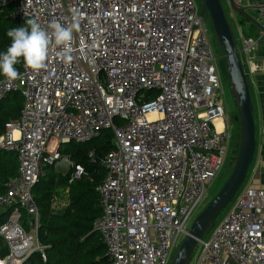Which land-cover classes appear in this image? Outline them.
<instances>
[{
	"label": "built area",
	"instance_id": "1",
	"mask_svg": "<svg viewBox=\"0 0 264 264\" xmlns=\"http://www.w3.org/2000/svg\"><path fill=\"white\" fill-rule=\"evenodd\" d=\"M257 13L264 33V0H235ZM42 27L71 26L72 61L57 48L39 73L0 77V101L24 98L21 116L0 135V151L18 155V170L0 195V238L9 254L0 264H23L42 253L40 213L33 196L48 165H67L70 182L89 175L60 153L105 130L114 148L100 159L102 208L94 223L112 264H170L189 233L196 208L232 152L234 124L211 24L196 0H0V10ZM251 85L261 69L257 40L238 29ZM249 82V81H248ZM249 83V86H251ZM154 115V119L149 117ZM88 159L96 163L94 151ZM31 223L28 230L23 214ZM194 264H264V190L244 186L217 227L197 245Z\"/></svg>",
	"mask_w": 264,
	"mask_h": 264
},
{
	"label": "trees",
	"instance_id": "2",
	"mask_svg": "<svg viewBox=\"0 0 264 264\" xmlns=\"http://www.w3.org/2000/svg\"><path fill=\"white\" fill-rule=\"evenodd\" d=\"M10 12L11 8L0 10V53H4L11 44L7 32L10 29L27 26L28 19L22 23L18 22L9 17ZM241 22L250 23L249 19L243 16ZM250 24L256 28L255 24ZM22 66L21 59L16 65L17 70ZM220 67L225 78L221 60ZM2 76L0 74V77ZM23 106L24 98L20 92L10 93L0 101V135L5 132V126L9 121L20 118ZM113 136L111 130H105L99 138L90 142L84 144L71 142L60 147L62 155L68 156L77 164H82L88 171L89 175L81 180L70 182V172L60 173L55 165H48L45 168L33 188V196L40 213L38 240L45 247L46 259H43L42 253L36 252L23 264H112L108 248L101 233L94 229V223L102 213L97 188L105 176V169L100 159L114 148ZM234 141L233 131V145ZM91 151L96 155L97 161L94 164L88 159ZM18 166L16 152L0 151V195L7 191L8 183L16 176ZM247 176L240 190L246 185ZM225 211L204 237L209 236L217 227ZM10 213L11 211L0 216V224L7 220ZM23 224L28 230L31 229L30 220L25 213ZM8 254L9 248L0 238V256L5 257Z\"/></svg>",
	"mask_w": 264,
	"mask_h": 264
},
{
	"label": "water",
	"instance_id": "3",
	"mask_svg": "<svg viewBox=\"0 0 264 264\" xmlns=\"http://www.w3.org/2000/svg\"><path fill=\"white\" fill-rule=\"evenodd\" d=\"M232 10L249 19L262 30V25L248 14L235 0H228ZM208 14L213 32L226 57V70L230 79L234 102L239 110L241 135L238 157L234 169L220 191L196 217L189 233L181 244L172 264H190L196 254L198 242L214 226L244 184L256 150L254 105L245 69L237 47V41L220 0H201V17Z\"/></svg>",
	"mask_w": 264,
	"mask_h": 264
},
{
	"label": "clouds",
	"instance_id": "4",
	"mask_svg": "<svg viewBox=\"0 0 264 264\" xmlns=\"http://www.w3.org/2000/svg\"><path fill=\"white\" fill-rule=\"evenodd\" d=\"M71 26H64L53 21L47 28L42 27L37 19L26 20V27L10 29L7 36L11 44L4 53H0V74L9 82L19 78L16 65L23 60L25 69L39 73L47 67L50 52L59 48L60 59L70 64L72 57L73 30L78 27L74 17Z\"/></svg>",
	"mask_w": 264,
	"mask_h": 264
},
{
	"label": "crops",
	"instance_id": "5",
	"mask_svg": "<svg viewBox=\"0 0 264 264\" xmlns=\"http://www.w3.org/2000/svg\"><path fill=\"white\" fill-rule=\"evenodd\" d=\"M253 13L254 15L256 14V17L248 12L249 15H251L255 20H257L261 24L257 13L255 11H253ZM250 23L252 22L250 21ZM250 23H247L244 26L245 31L243 29L242 30L244 31L245 36L248 35L249 37H253L257 40V46L254 50L253 59L261 70L254 75L255 85L252 87L251 91L254 105L253 115L256 124V150L253 162L248 171L245 186L264 190V33L256 25V28H253ZM239 42L240 48L237 46L238 50L241 49V41L239 40ZM226 86L227 83L225 87ZM56 168L60 173H68V168L65 164L57 165ZM62 168H64V170ZM62 170L65 172H63Z\"/></svg>",
	"mask_w": 264,
	"mask_h": 264
},
{
	"label": "rangeland",
	"instance_id": "6",
	"mask_svg": "<svg viewBox=\"0 0 264 264\" xmlns=\"http://www.w3.org/2000/svg\"><path fill=\"white\" fill-rule=\"evenodd\" d=\"M220 1H221L222 5H223L226 17H227L230 25L232 26L233 32H234L235 37L237 39V46L240 48V42L238 40V35H237L238 34V29H239V27H241V29L244 30L245 29L244 26L247 23H242L241 22L242 15H239V14L235 13L232 10V8L230 7V5L228 3V0H220ZM196 2L198 3V5L201 8V0H196ZM247 11L249 13H251V15H253V16L256 15V14L254 15V13H253L254 10H252V9H247ZM204 18L207 21V23L211 24L210 27H212V23H211V19H210L209 15L205 14ZM212 33H213V37H212L213 44H214L217 56L220 57V59H221V65H222V68H223V71H224V74H225V81L227 83L226 93H227V101H228V106H229L230 117H231L232 122L235 121L234 122L235 123L234 124V139H235V141H234V145H233V148H232L233 150H232V152H231V154H230V156H229V158H228V160H227V162L225 164V167L223 168V170L221 171V173L219 174V176L215 180V182L212 184L208 197L206 198L205 201H203L196 208V210H195V212H194V214L192 216V219H191V221L189 223V230H190V227L192 226L194 220L196 219V217L206 208V206L211 202V200L216 196V194L220 191L222 186L228 180L229 175L232 173V171L234 169V166H235V163H236V160H237V157H238V153H239V147H240V135H241L240 122L235 120L237 117H239V110L235 106L234 97H233L232 89H231V86H230V79L228 77L226 66H225L226 57H225L224 50L222 49V47L219 46V44H218V42L216 40L215 34L213 32V28H212ZM240 57H241L242 60L244 59L243 56H242V53L240 54ZM248 81H249V83L251 85V82H250L249 78H248ZM252 87L253 86L251 85V89H252ZM62 169L64 170V168H62ZM63 172H65V171H63ZM226 212H227V210L225 211V213ZM185 238L186 237H183V238L180 239V242H179L180 246L183 243ZM178 250H175L174 255L171 258L170 264L173 263V261L175 259V256L178 253ZM190 264H194V258H193V260H192V262Z\"/></svg>",
	"mask_w": 264,
	"mask_h": 264
},
{
	"label": "bare ground",
	"instance_id": "7",
	"mask_svg": "<svg viewBox=\"0 0 264 264\" xmlns=\"http://www.w3.org/2000/svg\"><path fill=\"white\" fill-rule=\"evenodd\" d=\"M149 118H150V119H154V118H155V116H154V115H151Z\"/></svg>",
	"mask_w": 264,
	"mask_h": 264
}]
</instances>
